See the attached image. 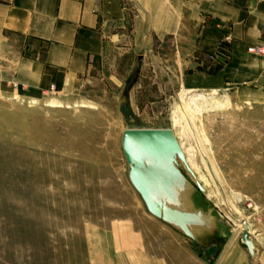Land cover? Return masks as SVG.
Wrapping results in <instances>:
<instances>
[{"label": "rangeland", "instance_id": "obj_1", "mask_svg": "<svg viewBox=\"0 0 264 264\" xmlns=\"http://www.w3.org/2000/svg\"><path fill=\"white\" fill-rule=\"evenodd\" d=\"M159 44L145 33L137 48H109L69 93L0 95V264H132L143 243L156 252L170 238L130 183L126 129L171 130L190 152L196 173L178 168L182 208L206 215L188 238L196 264H251L245 223L264 264V95L187 87L211 69L173 68L172 43ZM190 94L210 105L189 108Z\"/></svg>", "mask_w": 264, "mask_h": 264}, {"label": "crops", "instance_id": "obj_2", "mask_svg": "<svg viewBox=\"0 0 264 264\" xmlns=\"http://www.w3.org/2000/svg\"><path fill=\"white\" fill-rule=\"evenodd\" d=\"M128 2L0 0V95L38 100L52 90L72 92L109 48H137L145 33L159 47L172 43L173 68L222 67L191 74L187 87L264 95V55L249 53L264 48V0H132L140 12L133 31ZM224 54L225 62L212 60ZM156 220L170 238L156 240V252L143 243L138 254H127L131 260L139 255L137 264H196L190 240Z\"/></svg>", "mask_w": 264, "mask_h": 264}, {"label": "water", "instance_id": "obj_3", "mask_svg": "<svg viewBox=\"0 0 264 264\" xmlns=\"http://www.w3.org/2000/svg\"><path fill=\"white\" fill-rule=\"evenodd\" d=\"M121 144L129 166L130 183L140 195L148 213L196 241L194 228L205 226L206 215L201 211L194 213L182 208L187 180L178 168V160L191 175L193 172L187 166L174 133L168 129H126ZM152 158L158 165L163 160L169 163L171 171L163 176L158 169L148 165ZM197 188L204 191L199 184ZM241 241L250 255V263L256 264L255 247L247 231L243 233Z\"/></svg>", "mask_w": 264, "mask_h": 264}, {"label": "bare ground", "instance_id": "obj_4", "mask_svg": "<svg viewBox=\"0 0 264 264\" xmlns=\"http://www.w3.org/2000/svg\"><path fill=\"white\" fill-rule=\"evenodd\" d=\"M182 101L186 104H188L189 108L193 109V110H197L198 108V103H203L204 105H202L203 107H206L207 105H210V104H207L208 100H207V96L205 95H193V94H190V95H185L182 97ZM200 101V102H199ZM214 102V101H213ZM216 103V102H215ZM224 103V102H223ZM220 106L223 107V104L222 103H219ZM225 106V105H224ZM221 108V107H220ZM191 111V110H189ZM186 112V111H185ZM201 112V111H200ZM175 135V134H174ZM177 138V137H176ZM178 140V139H177ZM179 141V140H178ZM179 144H180V147H181V150L183 151L184 155H185V160H186V163H187V166L194 172L196 173V166L194 165L193 163V159H192V156L190 155V152L187 151L183 144L181 143V141H179ZM148 165L149 166H152V167H155L156 169H158L160 171V173L163 175V176H166L169 171H171V166L169 165V163H167L166 161H162L160 165H158L155 160L152 158L148 161ZM197 181L201 182V176L197 175ZM203 188V187H202ZM205 189V188H204ZM244 224V222H243ZM245 226L247 227L246 228V231L249 233L250 232V227L247 226V223H245Z\"/></svg>", "mask_w": 264, "mask_h": 264}, {"label": "built area", "instance_id": "obj_5", "mask_svg": "<svg viewBox=\"0 0 264 264\" xmlns=\"http://www.w3.org/2000/svg\"><path fill=\"white\" fill-rule=\"evenodd\" d=\"M249 53L256 54V55H264V48L263 47L250 48ZM219 58H221V60L225 62L228 57L226 54L221 55V56L217 55V56L212 57V60H218ZM51 94H54L53 90L51 91Z\"/></svg>", "mask_w": 264, "mask_h": 264}, {"label": "trees", "instance_id": "obj_6", "mask_svg": "<svg viewBox=\"0 0 264 264\" xmlns=\"http://www.w3.org/2000/svg\"><path fill=\"white\" fill-rule=\"evenodd\" d=\"M221 66H217V67H213L210 71L209 74H215L216 72H218L219 70H221Z\"/></svg>", "mask_w": 264, "mask_h": 264}]
</instances>
